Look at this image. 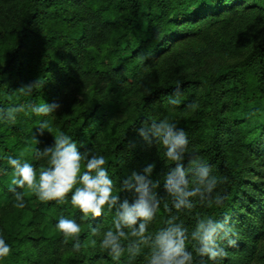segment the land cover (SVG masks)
I'll use <instances>...</instances> for the list:
<instances>
[{
	"label": "trees",
	"instance_id": "trees-1",
	"mask_svg": "<svg viewBox=\"0 0 264 264\" xmlns=\"http://www.w3.org/2000/svg\"><path fill=\"white\" fill-rule=\"evenodd\" d=\"M33 83L30 95L17 92ZM177 85L181 104L171 110ZM42 102L60 107L0 120V236L11 248L0 264H143V254L116 261L99 248L91 230L111 227L107 209L84 218L70 202L44 203L20 189L25 207H15L6 158L43 150L63 132L82 154L105 157L121 200L134 198L119 192L122 181L148 164L164 197L171 163L137 130L165 117L184 129L189 151L212 167L221 178L215 191L227 197L223 207L197 202L180 213L184 226L191 232L198 215L227 213L238 246L220 264H264V0H0V109ZM42 120L50 127L41 134ZM23 159L37 172L44 164L31 151ZM168 216L162 203L149 232ZM60 218L81 225L79 253L55 229Z\"/></svg>",
	"mask_w": 264,
	"mask_h": 264
},
{
	"label": "clouds",
	"instance_id": "clouds-1",
	"mask_svg": "<svg viewBox=\"0 0 264 264\" xmlns=\"http://www.w3.org/2000/svg\"><path fill=\"white\" fill-rule=\"evenodd\" d=\"M36 86L37 83L25 85L17 92L30 95ZM182 95L181 86L177 85L166 101L171 110L181 104ZM59 107L58 103L21 104L0 109V120L15 123L19 113L48 117ZM195 107V104L185 105L188 110ZM49 127L50 122L42 120L37 128L42 134ZM137 135L148 146H160L165 159L171 163L163 178L164 197L157 192L160 180L151 179L155 165L148 164L142 172L134 171L122 181L119 192H131L134 198L131 202L127 198L121 200L119 194L114 193L105 157L87 151L82 154L77 143L61 132L53 137V144L43 150L25 149L18 157L6 158L12 170L8 190L14 194V206L25 207L27 191L44 203L70 202L72 209L78 210L84 218H99L107 209L113 213L111 227L104 231L94 227L91 235L99 237V248L116 261L127 253L131 260L143 254V264H220L228 255L227 249L238 246V230L231 216L225 213L217 219L211 215H198L189 232L180 220V213L191 212L197 202L209 207H223L227 197L215 191L221 178L213 175L212 167L200 155L189 151L187 133L167 117L145 123L137 130ZM32 139L36 145L38 141ZM29 151L34 159L44 161L39 172L23 159ZM169 200L171 207H168ZM162 203L169 213L165 227L149 232V224L156 218ZM55 229L65 243L76 241L72 245L73 253L80 252L79 223L60 218ZM91 243L96 245L97 240L93 239ZM10 251V246L0 236V260Z\"/></svg>",
	"mask_w": 264,
	"mask_h": 264
}]
</instances>
